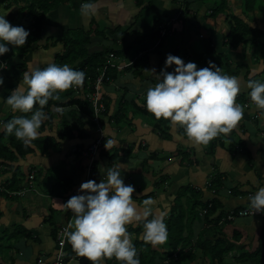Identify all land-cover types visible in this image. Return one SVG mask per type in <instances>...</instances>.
Wrapping results in <instances>:
<instances>
[{"label": "crops", "instance_id": "1", "mask_svg": "<svg viewBox=\"0 0 264 264\" xmlns=\"http://www.w3.org/2000/svg\"><path fill=\"white\" fill-rule=\"evenodd\" d=\"M101 1L97 13L91 17L83 15L81 3L75 2L45 15L38 47L2 62L0 76L4 77V84L0 86V96L6 98L21 82L23 72L32 66L44 68L54 63L55 55L63 48L58 42L63 32L86 26L90 38L102 39L106 33V37L103 36L105 44L95 45L97 49L92 48L88 53L101 51L102 46H106L115 55L113 62L118 67L111 70L115 72V79L104 87L103 93L110 104L100 123L106 142L89 179L106 180L108 168H120L124 183L135 186L132 195L137 207L142 209L143 200L153 198L154 214L165 211V218L178 198L184 208L190 207L191 202L196 203V199L213 204L217 206L214 214H208V210L203 214L204 209L199 204L195 206L200 219L191 223L192 244L208 230L212 235L209 239L215 236L216 239L224 238L227 244H234L235 250L229 252L234 259L244 252H251L258 244V237L264 234V217L249 215L236 217L233 221L226 219L231 222L225 227L226 220L217 218L222 213L224 216L243 208L251 209L248 197L264 186V137L261 135L264 111L249 103L250 89L246 81L248 77L264 80V59L253 56V49L247 55L243 54L240 50L245 44L236 48L226 45L232 16L246 19L242 14L243 0H225L221 6L223 10L216 16L211 12L217 8L219 0ZM4 2L0 15H5L12 25L24 22V27L29 30L31 21L18 18V9L11 17L7 16L16 7ZM254 8L253 20L246 21L258 27L264 17V0H256ZM160 27L166 34L157 38ZM250 45L249 42L248 47ZM168 53L180 56L185 62L194 61L198 68L207 66L212 60L224 72L238 76L241 90L236 101L244 105L245 110L243 118L230 133H222L206 145L198 144L187 136L182 126L170 119H157L146 108V91L158 82ZM134 62H138L137 66ZM226 63H229V71L224 68ZM257 64H261L262 69L256 72L251 66H259ZM174 68L175 65H171L167 71ZM151 69L155 72L148 71ZM80 97L86 105L90 103L84 95ZM70 109L74 110L76 118L65 116V119L78 131L74 128L68 139L60 137L62 119L55 116L38 137L54 138L56 147L42 151L34 148V153L12 163L6 162L8 165L0 160V264H51L58 230L67 221L71 224L74 220L75 214L65 209L63 203L78 194L80 184L86 181L85 161L76 151L78 147L92 143L97 132L91 123V104L90 108L86 106V111L75 105L67 110ZM17 115L25 114L12 110L0 100V135L5 119ZM237 142L243 143L244 150ZM2 143L0 139V145ZM112 155L115 156L111 160ZM11 183L20 189L10 190ZM185 188L187 191L184 192ZM192 191L197 193L194 198ZM140 223L133 221L128 230L138 228ZM16 231L21 232V238L12 237ZM142 232L132 233L133 239L141 240ZM221 232L224 237H220ZM184 233H189L186 227ZM66 252V264H91L68 242ZM204 260L208 262L202 258L198 264ZM102 264H106L105 260Z\"/></svg>", "mask_w": 264, "mask_h": 264}, {"label": "clouds", "instance_id": "2", "mask_svg": "<svg viewBox=\"0 0 264 264\" xmlns=\"http://www.w3.org/2000/svg\"><path fill=\"white\" fill-rule=\"evenodd\" d=\"M80 10L85 16L95 15L96 0H84ZM29 34L30 30L23 25H12L5 15H0V55L10 50L9 45H25ZM171 65L175 68L167 71ZM148 71L153 73L155 69ZM85 77L82 69L66 63H50L44 68L32 66L24 71L21 82L6 98L0 96V100L14 111L31 115H17L8 120L4 124L6 132L25 145L31 144L47 119L44 106L49 99H59L61 92L82 86ZM3 84L4 77L0 76V86ZM247 85L251 101L264 111V80L249 79ZM240 90L238 76L224 72L214 61L209 60L207 66L198 68L196 62H185L180 56L168 53L158 82L146 91L145 106L157 119H170L182 126L194 142L206 145L220 134L230 133L243 118L245 106L236 101ZM134 191V185L124 183L121 169L110 167L106 180L82 182L78 194L63 203L65 209L75 214L73 222L64 229V236L78 255L91 264H102L112 258L118 264H141L128 230L133 221L143 223L140 238L144 241L154 246L167 241V213L154 214L153 198L144 199L142 209L138 208ZM248 202L252 214L264 212V186L251 194Z\"/></svg>", "mask_w": 264, "mask_h": 264}, {"label": "trees", "instance_id": "3", "mask_svg": "<svg viewBox=\"0 0 264 264\" xmlns=\"http://www.w3.org/2000/svg\"><path fill=\"white\" fill-rule=\"evenodd\" d=\"M6 0H0V3H3ZM7 6H15V2H20L18 6V10L16 15L18 18H29L31 23L27 28L30 30V34L27 38L26 44L20 47L9 45L10 50L3 55H0V63H5L8 60L12 59L18 55H24L28 51H32L35 49L40 41V30L42 19L45 15H47L50 11L56 10L58 7L62 5L69 4L71 2L78 1L79 3L84 2V0H7ZM99 0H96V2ZM101 1V0H100ZM219 5L217 8L211 12L213 16H216L223 8L221 7L225 0H219ZM255 2L256 0H243V16L246 17L247 21H252L255 14ZM24 5V6H23ZM233 24L230 26V31L226 36L228 42L226 45H229L231 48H236L241 44H246L248 41L251 43L253 48V56H256L257 59H264V32L256 26L249 25V22L243 20L239 16H232ZM254 22V21H253ZM160 30V28H159ZM77 31V30H76ZM76 31L63 32L60 38V42L63 46L62 51L57 53L54 57V63L57 64H69L71 67L75 69H82L86 73V77L84 83L80 87H72L66 91L60 93L59 99H49L48 103L44 106V111L47 114V119L43 121L39 133L44 132L46 126H49L53 121L55 116H58L62 119L63 125V133L60 137H68L71 136V131L76 128L74 127L68 120L65 119V116H69L73 118L74 110H67L68 107L77 106L79 109L86 111V106L90 108V103H87L81 99L82 96L88 90H93V84L96 79L102 73L104 67H108L107 71L105 68L104 81L103 85L100 89L101 91V99L105 107V111L103 115H105L109 110V102L106 101V97L104 95V87L106 85H110L111 81L115 79V72H111V70L117 69V67L111 68L109 66L108 60L111 50H108L106 46H102L101 51H96L92 53H88V49L92 46L90 42V32L87 31L86 34H83V37L80 38L78 34H75ZM158 33V32H157ZM159 38V33L158 37ZM243 42V43H242ZM160 44V42H158ZM114 52V51H113ZM116 52V51H115ZM115 57L110 60V62L114 63ZM138 63V62H137ZM137 63L134 62L133 65L137 66ZM131 64V63H130ZM227 66L226 70L229 71V63L225 64ZM118 66V65H117ZM247 68V65L245 66ZM264 72V70H263ZM264 74V73H263ZM249 79H261L258 77L246 78V81ZM263 80V79H261ZM81 93V94H80ZM78 94L79 97H78ZM87 99V98H86ZM252 105H255L254 102L249 101ZM38 107V105L34 106ZM63 108L64 114H57L56 109ZM90 110V109H89ZM89 113V112H88ZM31 115V113L25 114ZM13 117L9 116L5 119L4 124L12 119ZM102 118V117H101ZM100 118V123H101ZM92 125L94 126V122L91 120ZM77 129V128H76ZM78 131V129H77ZM97 138V137H96ZM95 138V139H96ZM0 139L2 140V144L0 145V160H3L4 164L15 162L18 158L23 159L26 155L30 153H34V148L40 151L48 150L49 148L56 147V141L54 138L50 137H37L31 144L25 145L22 140L15 137L14 134H8L5 130L1 133ZM104 136L103 140L100 144V147L97 152V157L104 150L103 146L105 144ZM91 144V143H90ZM90 144L86 145L89 146ZM240 149L244 150L243 143L237 142ZM83 146V145H82ZM77 148L79 150L81 147ZM243 146V148H242ZM85 147V146H83ZM230 149H234L231 145ZM80 154V153H79ZM115 155L111 156V160ZM97 158L95 159V163ZM7 162V163H6ZM8 165V164H7ZM10 190H19L20 187L11 183L9 185ZM184 192L187 191L185 188ZM13 193V192H11ZM182 193L181 195H183ZM195 194V196H194ZM196 192L192 191V198L196 197ZM15 195V194H14ZM180 195V196H181ZM179 196V197H180ZM192 200L191 198H189ZM179 200V198H178ZM176 200L172 207L170 208V215L165 218L167 229H168V239L165 244H161L160 247L158 245H152L149 242L141 240H135L134 244L137 247L138 254L140 257L141 264H198L199 260L202 258H206L209 264H264V234L258 237V244L251 252H244L236 259H234L235 263H232L230 260H226V255L229 252L235 250L234 244H227L224 238L216 239L215 236L212 239H209L212 235L207 231H203L200 234V239L195 241L192 244L193 231L191 227V223L200 219L198 212L195 210V206L199 204L201 209L208 210V214H214L217 210V206L211 204L208 205V202L202 203L196 199V203H192L190 207L184 208L180 203V200ZM200 210V208L198 209ZM234 217L238 218V212L233 213ZM227 215V214H226ZM222 214L218 215V219H221ZM204 218H207L205 216ZM234 218V219H235ZM150 219V218H149ZM226 220V219H225ZM224 220V221H225ZM233 221V220H231ZM231 221H227L223 224L224 227L230 224ZM185 227L187 229L188 234L184 233ZM136 229V230H135ZM143 231V223H140L138 228H132L130 230L131 233H139ZM234 232V231H233ZM223 235V236H222ZM13 238L18 239L21 238V232L16 231L13 233ZM217 237V236H216ZM220 237H224L223 232H221ZM167 246V248H166ZM169 247V248H168ZM243 249V248H242ZM1 254V250H0ZM106 264H118L115 258L105 259Z\"/></svg>", "mask_w": 264, "mask_h": 264}, {"label": "built area", "instance_id": "4", "mask_svg": "<svg viewBox=\"0 0 264 264\" xmlns=\"http://www.w3.org/2000/svg\"><path fill=\"white\" fill-rule=\"evenodd\" d=\"M165 34H166V30L164 31L163 27H160L159 36L162 38L165 36ZM112 58H113V55L110 54L109 59L111 60ZM110 60H108V63H109V66L111 68L118 67L116 64L110 62ZM0 67L3 68L2 63H0ZM122 67H124V66H121V68ZM2 68H0V70ZM105 68L107 71L108 67L106 66L102 70V73L100 74V76L94 82L93 90H88L84 94V97H86L88 99V101L90 102V104L92 106L93 115H92L91 120L94 122V124H95L94 128L97 132V138L89 146H85L79 150L80 155H82L81 157L85 161L84 177H85L86 181L89 179L90 174L94 168L95 159L97 158V152H98V149L100 147V144H101V142L103 140V136H104L102 133L101 125H100V118L105 111V107H104V104H103L102 99H101L100 89H101V87L103 85V81H104ZM62 111H63V108H57L56 109L57 113H61ZM261 135L264 137V132H262ZM30 179H32V176H30ZM71 212H72V210H71ZM202 213L204 214L205 211L203 210ZM249 215L264 217V212H254L252 214V210L248 209V208H243V209L238 211V217H245V216H249ZM234 218L235 217H234L233 213H229L225 217V219H227V220H234ZM221 221H224V218H222ZM69 224H70V221H67L58 230L57 240H56V251L54 253V257H53L51 264H66V262L68 260V254L66 252V238L64 236V229Z\"/></svg>", "mask_w": 264, "mask_h": 264}, {"label": "rangeland", "instance_id": "5", "mask_svg": "<svg viewBox=\"0 0 264 264\" xmlns=\"http://www.w3.org/2000/svg\"><path fill=\"white\" fill-rule=\"evenodd\" d=\"M6 2H7V4H8V1L6 0ZM100 2H102V1H97V5L98 6H100ZM5 3V2H4ZM4 3H2L1 5H0V10L1 11H3V7L2 6H4L3 4ZM16 3V5H15V7H16V9L18 8V6L20 5V2H15ZM75 3H78L79 4V2L78 1H76ZM69 5L71 6V5H73V3L71 2V3H69ZM16 9H13L12 11H9L8 12V14H6L7 16H9V17H11L14 13H15V11H16ZM15 10V11H14ZM263 14H264V12H263ZM262 18V17H261ZM264 18V17H263ZM262 18V19H263ZM14 19H15V15H14ZM22 19H24V18H22ZM262 19H260V21L261 22H259V25H258V27H259V29H261L262 31L264 30V25H263V20ZM28 20L30 21V19L28 18ZM24 24V22H22L21 24H19V25H23ZM253 25V24H252ZM23 26H25V25H23ZM104 26V25H103ZM254 26H256V25H254ZM91 29H93V24H92V28ZM75 31L77 30L76 28L74 29ZM94 30H95V26H94ZM87 29H86V26H82V27H79L78 28V30L75 32V34H78L79 35V37L80 38H82L83 37V34H86L87 33ZM95 32L97 33V31L95 30ZM93 34V33H92ZM103 36H105L106 37V33H104L103 34ZM102 36V39H101V37H91L90 39H91V44H93L88 50L89 51H91V49L92 48H94L95 47V45H101L102 44V42L104 41V37ZM264 38V37H263ZM104 43V42H103ZM243 43V42H242ZM105 44V43H104ZM248 44H249V42L248 43H246L245 45H244V47L240 50V48L238 49V50H240V51H243L242 53L243 54H245V55H247V53H249V52H251L252 51V46L250 45L249 47H248ZM251 44V43H250ZM241 45H243V44H241ZM88 51V52H89ZM246 57V56H245ZM253 57V56H252ZM214 59H216V57H214ZM238 61H239V63L241 62V60H240V58H239V56H238ZM257 65H259V66H255V65H252L251 66V68H252V70L253 71H260L261 69H262V66H261V64H257ZM224 66V65H223ZM225 69L227 68V66H225L224 67ZM255 68H258L257 70L255 69ZM262 77V76H261ZM158 124H160V121H158L157 122ZM82 156V155H81ZM84 167H85V164H84ZM133 241H134V239H133ZM161 246V244H158V246L157 247H160ZM166 248H167V246H166ZM169 248V247H168ZM226 257V260H230L232 263H235V261H234V258L232 257V254H229L228 256L226 255L225 256ZM202 262V264H208V262L206 261V260H204V261H201Z\"/></svg>", "mask_w": 264, "mask_h": 264}, {"label": "water", "instance_id": "6", "mask_svg": "<svg viewBox=\"0 0 264 264\" xmlns=\"http://www.w3.org/2000/svg\"><path fill=\"white\" fill-rule=\"evenodd\" d=\"M97 48H93L92 50H96ZM99 50H101V47H98Z\"/></svg>", "mask_w": 264, "mask_h": 264}, {"label": "bare ground", "instance_id": "7", "mask_svg": "<svg viewBox=\"0 0 264 264\" xmlns=\"http://www.w3.org/2000/svg\"><path fill=\"white\" fill-rule=\"evenodd\" d=\"M158 127V126H157ZM225 143V142H224ZM221 144H222V142H221ZM3 185V184H2ZM52 189V188H51Z\"/></svg>", "mask_w": 264, "mask_h": 264}]
</instances>
